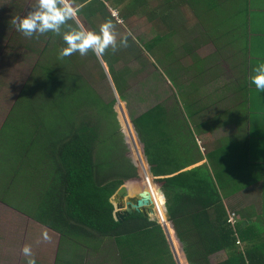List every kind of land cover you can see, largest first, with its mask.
I'll use <instances>...</instances> for the list:
<instances>
[{
    "label": "crops",
    "instance_id": "0c3cea01",
    "mask_svg": "<svg viewBox=\"0 0 264 264\" xmlns=\"http://www.w3.org/2000/svg\"><path fill=\"white\" fill-rule=\"evenodd\" d=\"M111 1H115L118 5L124 0ZM185 1L180 0L182 6L178 7L180 10L179 15L174 16L172 19V24L177 25L176 29L180 34L175 49L176 58L163 60V56L170 49L168 45H165V41L163 42V35L168 34L170 30L169 27L165 26L166 22L163 20L167 18V14L173 9L168 0H162L157 13L151 11L150 15H144L148 24L154 26L158 24L161 26V32H164L162 34L155 26L160 34L154 37V34L150 32L145 35V38L143 37L142 42L145 40L148 46L152 47V50L149 51L159 57V63L164 65L161 66L162 78L173 89H170L171 93L162 102L138 112L134 118L141 115L148 116V112L157 106L165 108L167 112L161 113V115H151L145 120L150 126L151 141L159 147V152L163 156L175 159V163L173 165L168 164L161 169L165 171L162 177H155L151 173V167L155 168L157 165L149 166L145 149L136 133L142 147L143 165L148 172V176L150 175L149 178L152 176L150 178L152 182L160 179H171L179 174L198 169L209 171L220 194L221 205L227 217V222L230 214H235L239 219L236 227L239 243H236L233 248H229L228 251L213 254L211 259L217 260L219 256H222L218 263L228 259V264H239L236 256V253H238L241 254L246 264H264V92H259L250 83L252 69L258 63L264 62V0H245V6L240 8L237 18L234 17L235 12L232 15L228 11V7H237L235 3L239 0H235L233 5L232 0H219L223 4V7L219 9L225 11L222 20L217 22L221 26L223 25V29L221 28L219 31L216 28V23L214 24L216 15L203 16L204 20L202 21L192 10L188 11V5ZM34 4L35 0H0V19L3 20L1 23L7 25L11 23L10 21L14 16L26 15ZM75 4L79 9L78 20L90 30L98 31L99 25L105 21L104 13L110 14V18H106V20L113 21L111 19L114 18L111 15L113 9L110 10L113 7L107 1L75 0ZM228 13L231 16H228ZM131 15L133 14L129 13L127 17ZM134 17L136 16H132V18ZM114 20L115 22H113L116 23L117 30L121 35L130 32L124 26L123 18H114ZM193 24L195 25L192 26ZM202 30L203 33H201ZM143 31L140 32L143 33ZM18 34L19 38L23 40H32L34 53L40 54L42 49L41 54L45 55L44 60L46 62L47 59L45 58L53 55L50 51L55 50L54 46L56 44L59 49L65 46L62 38L53 33H46L38 36V38L35 35L32 38H27L21 32ZM131 34L135 37V40L129 37L130 46L119 50L115 54L109 50L103 58L98 59L94 53H88L93 62L101 64L103 68L112 69L115 73H127L122 79L115 75L114 80L119 81L117 84L119 87L115 86L114 80H112V87L115 88L121 98L125 99H128L127 95L129 94L127 76L130 72H149L148 69H153L159 73L158 68L155 66L156 61L151 55L149 57H151L152 62L146 63L147 67L141 69L140 63L145 59L141 52L145 48L143 45L140 48V40H138L141 38L140 33L138 34L140 37ZM39 42L44 45L40 46ZM211 45L214 47V52L202 55V51ZM75 57L82 58L83 56L76 53ZM220 57H223V64L220 63ZM64 59L71 58L65 57ZM199 59L207 60V63L197 64ZM163 68L170 72L172 81L165 78ZM174 83L177 86H174ZM217 88H222L223 91L217 94ZM180 91L183 94L186 91V95L182 96ZM196 105L202 108V111L198 110ZM119 106L121 107L120 101ZM189 107L191 110H187ZM157 118H160L159 122H157ZM136 161L137 168L142 171L140 160L137 158ZM169 165L171 167H168ZM176 168L184 169L176 174L169 173L170 170ZM217 172L220 179L215 175ZM139 185H133V187L139 189ZM138 189L135 190L138 191ZM187 197L191 196L184 195L183 200L188 202L190 200ZM127 199L124 198V202ZM191 201L194 204L196 202L193 198ZM164 204L165 200L162 198L160 206L163 209ZM27 221V230L24 233L27 236L29 232L34 233L33 236L36 238L34 237L32 240L35 243L38 242V239L40 241L43 232L49 236L53 235L52 239H56L58 236V234L43 228L40 223L38 224L31 218ZM167 222L171 229L169 232L171 238L176 239V242H172L176 254L173 252L166 232L163 228L162 230L170 246L174 262L175 264H188L183 246L176 236L169 217ZM158 225L160 224L158 223ZM157 230L150 229L152 232ZM28 241L30 240L26 242ZM34 242L32 243L33 246L35 245ZM110 242L112 241L95 242L91 244V248L81 247V250L75 253L68 250L67 254H70L74 259H78L80 262L77 264H81L85 255L88 256H86L88 259L93 256L98 258V256H102L101 253L105 250L104 248H107L111 250L112 254L110 258L103 260V264L104 262L105 264H122L115 243L112 242L113 244L109 245ZM59 243L54 264H56L58 256L60 257V251L63 248L61 241ZM37 246V248H41V245ZM178 255L179 261L177 259ZM136 256L139 259L141 258L144 264L154 263L153 258L150 256ZM88 261L90 264H100L98 259L97 261L91 262L90 259ZM69 262L65 261L63 264Z\"/></svg>",
    "mask_w": 264,
    "mask_h": 264
},
{
    "label": "trees",
    "instance_id": "16d2710c",
    "mask_svg": "<svg viewBox=\"0 0 264 264\" xmlns=\"http://www.w3.org/2000/svg\"><path fill=\"white\" fill-rule=\"evenodd\" d=\"M185 3L202 21L203 16L217 15L219 8L223 7L219 0H186ZM234 3L235 0H232V5ZM169 4L175 7L173 3ZM228 11L233 15L232 7H228ZM155 26L161 32V26ZM220 26L216 23L218 31L223 29V25ZM54 63L53 56L47 58L45 67L52 68H46V73L54 71L58 64L63 63L62 69L68 65L65 59L58 61L56 65ZM40 66L41 64L36 67L40 70ZM71 71L75 72L72 69ZM126 74L116 73L121 79ZM46 78L49 77L44 75L40 79ZM103 78L106 76L103 75ZM80 79L83 80L81 76ZM112 79L114 80L113 77ZM59 81L58 84L62 85ZM113 82L117 86L119 81ZM49 90L52 88L39 91L41 97L49 94V100L43 99L41 102L45 104L33 105L31 110L34 117L26 119L21 115L16 118L18 123L14 127L10 118L14 117L13 112L21 96L25 94L22 91L7 122L0 130V139L7 128L17 129L22 136L19 143L23 147L20 148L19 144L17 146L22 150L23 163L21 168L15 171V177L22 174L24 169L32 168L27 176L28 185L24 187L27 193L23 196L24 201L28 202L34 211V215L28 214L29 217L58 234L61 237V246L62 243H70L71 250L76 247L80 251L81 247L91 248V244L95 242L110 240L115 243L122 264H144L136 255L152 257V264H175L170 246L158 222H150L140 213L130 215L122 224L115 222L113 218L114 209L110 199L122 186L130 188L140 181L137 169L125 157L126 150L121 142L119 128L117 134L116 131L109 134L107 131L100 132V126L103 124L101 115L105 108H108L115 118L112 110L114 102L106 104L99 98H94L93 101L89 98L83 103L77 97H73L72 101L65 98L68 93L64 89L54 93ZM222 91V88H217V94ZM180 94L184 96L186 91L185 94L180 91ZM198 110L202 111V108L198 107ZM91 111L96 112L94 116L90 115ZM164 112H167L164 107L157 106L148 112V116L141 115L132 119L149 166L157 165L155 168L150 166L155 177H162L165 171L161 169L175 163V159L163 156L159 147L151 141L150 126L145 120L151 115H161ZM159 121L160 118H157V122ZM170 165L168 167H171ZM183 169L176 168L169 173L176 174ZM215 175L220 179L218 172ZM23 176H26L25 172ZM147 178L146 185L155 204V216L160 220L165 216V210L160 206L162 197L157 189L152 187L148 175ZM156 185L161 187L165 196L168 217L183 246L188 264H211L210 257L213 254L228 251L239 243L238 229L228 225L220 194L209 171L198 169L171 179H160L156 181ZM30 190L35 193L29 192ZM184 195L195 199V204L192 203L191 197H187L190 200L188 202L183 200ZM150 229L158 230L152 232ZM236 256L237 263L246 264L241 254L236 253ZM59 259L58 256L56 264H59ZM79 262L73 258V262L68 264ZM219 264H228V259Z\"/></svg>",
    "mask_w": 264,
    "mask_h": 264
},
{
    "label": "rangeland",
    "instance_id": "374dc122",
    "mask_svg": "<svg viewBox=\"0 0 264 264\" xmlns=\"http://www.w3.org/2000/svg\"><path fill=\"white\" fill-rule=\"evenodd\" d=\"M104 1L109 2V5L113 7L110 8V10L113 9L112 12L110 11L111 15L115 10L116 14L118 15L116 18H123L124 26L127 27V29H129L130 32L133 33L136 37L141 36V38L138 39L140 40V48L142 45L145 48L143 52H141V54L145 58L143 62L140 63L141 69L143 70L145 69V67H147L146 63L152 62L151 57H149V55H151L156 61L155 66L158 68V72L160 74L153 69H148L149 72H130L127 76L129 82V94L127 95L128 99H125L123 97L121 98L116 93L115 88L112 87L111 80L113 79L111 77L115 78L116 73L112 69H107V67L105 66V68H103L102 65L98 64L97 62L94 63L88 54L86 56H83L82 58L75 57L74 54L70 56L71 59H65L68 63L65 69H62L63 63H61L57 65V68L54 66L55 70L53 67L54 71H48L46 73V68L51 69L52 66L45 67V55L41 54L43 50H40V54L37 52L34 53V51L32 50V40H23L22 38H19V31L16 30L15 26L11 23L3 25L1 23V21L3 20L0 19V130L7 122L10 112L22 91H24L25 94L21 96L15 108V111L13 112L14 117L10 118V121L13 123L12 126L14 127L17 126L16 123L18 122L16 121V118H20L19 116L22 115L26 119L34 117L31 110L34 104H45V102L41 101L43 99L49 100V94H46L43 97H41V95L39 94V91L43 88H52V90L49 91H53V93L56 90H58L59 92L61 89H64L65 92L68 93L65 98L72 101L73 97H77L79 101L83 103H86L89 98H91V101H93L94 98H99L103 103L106 104H109L113 101L114 105L112 107V110L115 113V118L112 117V115L109 113L108 108H105V110H103V114L101 115L105 119L100 116L103 122V124L100 126V132L101 130L102 132L107 131V134H109L116 131L117 134L119 128V132L122 136L121 142L123 143L124 149L126 150L125 157L130 160V163L134 167L135 165L137 167L136 159L138 158L140 160V169L142 170H138V175L142 174V176H144V178L148 180V173L143 165L144 160L141 158L142 147L138 142V138L131 124L132 119L136 114H138V112L144 111L150 106L162 102L166 98V96L171 93L170 89H173L169 84L166 83L167 81L162 78V67L164 65L162 63H159V57L154 55L152 51H149L152 50V47H149L148 43L145 40L142 42L143 37L145 38V35L150 32L154 34V37L157 34H160L153 24L147 23L144 15H150L151 11H155L157 13V11H159L160 9L162 0H152V3L151 0H124L118 3V5L115 1ZM168 3H173L175 7L173 6V9L171 8L172 10L167 14V18L163 20L164 22H166L165 26L170 28L168 34L163 35V42L165 41V45H168L170 47L167 53L168 55L165 54L163 56L164 61L168 58H176L175 49L177 47V41L180 36L178 30L176 29L177 25L172 24L173 17L179 15L180 10L178 9V7L180 6V0H168ZM191 6L194 7L193 4H191ZM235 6L237 7H233L232 12H235L234 17L237 18L238 11L240 10V8L245 6V0H239L235 3ZM105 7L109 9L108 6L105 5ZM188 11H190V9H188ZM133 12H135L136 14ZM129 13L133 15L127 17V14ZM217 13L219 14L215 16L214 24L222 20L225 11L223 9H219ZM132 16L136 17L132 18ZM228 16L231 15H229L228 13ZM104 18L106 21V18H110V14L104 13ZM111 19H113V21L115 22L114 18ZM194 25L195 24H193L192 26ZM142 30H144L143 33L140 32ZM198 33L200 32L198 31ZM201 33H203V30ZM138 34L140 36H138ZM39 45L41 46L44 44L39 42ZM54 49L55 50H52L50 52L53 53V55L51 56L54 57V64L56 65L58 61H62L63 59L61 60L58 58V52L60 49L57 44L54 46ZM212 52H214V47L212 45L210 47L207 46V48L202 51V55H207L208 53ZM45 59H47V57ZM220 59V63L223 64V57H220ZM205 63H207V60H197V64ZM39 64H41L40 70L43 72H41L39 68L36 67ZM71 69L75 72H72ZM44 75L48 76L49 78H46L44 80L40 79ZM103 75H105L106 78H103ZM163 75L166 79L172 81V77L169 71L164 69ZM60 76L61 82L59 81ZM80 76L83 80L80 79ZM58 81L62 83V85H59ZM174 86H177L176 83H174ZM116 98H119L121 100L120 103L122 108L119 106V103H116ZM127 100H129L128 103ZM53 107H55L54 102ZM95 113V111H91L90 115L94 116ZM96 115L98 116V114ZM129 120L131 121V124ZM7 129L8 130H5L3 132L0 139V264H26L27 258L22 253V249L25 244L31 246L33 255L36 259V264H54L55 254L60 245L59 241H61L59 235L56 237V239H52L51 237H53V235L49 236L47 233L43 232L41 233L40 241L38 239V242L36 241L35 243L32 240V238L35 237L33 236L35 235L34 233L29 232L28 236L25 235L26 233H24V231L27 230L26 223L28 222L27 219L30 218L29 215H34L33 208L30 207V204L28 202L24 201L23 197L24 194L27 193L24 190V187L28 185L27 176L29 174V170H31L32 168H30L29 170H23V172L26 173V176H23L22 172V174L20 173L19 176L16 175L15 177V171L20 169L21 163H23V153L20 149L21 147H23L22 145H20V139L22 138V136L20 135V132L17 131V129ZM20 130L23 129L20 128ZM18 144L20 148L17 146ZM135 155L137 158L135 157ZM140 181L135 185L140 184ZM13 182L14 184L12 185ZM152 187L156 188V185H152ZM128 189L129 193L136 191V188H134L133 186ZM33 190L36 191V189ZM34 191L30 190L29 192L34 194ZM22 193L23 195H21ZM45 234H47L48 236L47 240L44 239ZM27 240L30 241L26 242ZM32 241L35 244L34 246L32 244ZM52 243L54 244L53 246ZM111 244L113 243L110 242L109 245ZM37 245H41V248H37ZM62 246L63 248L60 251L59 264H62L65 261L73 262L72 256L70 254H67V252L69 250L72 253H75V251L77 250L76 247H73L75 249L71 250V244L68 242H65V244L62 243ZM99 246L101 247V244ZM104 249L105 250L101 253L102 256H98V258L94 256L89 258L91 262L97 261L98 259V261H100V264H103V260L110 258L112 254L111 250L107 248ZM35 251L37 252L35 253ZM65 254H67V256H65ZM86 256L87 255H85L83 262L81 261V264H90V262L88 261L89 259L87 258L88 256ZM221 258L222 256H219L217 260H213L210 257V263H218L220 262L219 260Z\"/></svg>",
    "mask_w": 264,
    "mask_h": 264
},
{
    "label": "clouds",
    "instance_id": "9594fccd",
    "mask_svg": "<svg viewBox=\"0 0 264 264\" xmlns=\"http://www.w3.org/2000/svg\"><path fill=\"white\" fill-rule=\"evenodd\" d=\"M78 11L75 0H35V4L26 15L14 16L10 22L27 38H32L34 35L38 38L46 33L60 36L65 45L58 52V58L61 60L76 53L86 56L89 52L100 59L109 50L115 54L121 49L128 48L129 37L135 40L131 32L121 35L112 20L101 23L98 31L88 29L78 20ZM250 83L259 92H264V62L254 66ZM44 239H48L47 234L44 235ZM22 253L27 258L26 264H36L30 245L26 244Z\"/></svg>",
    "mask_w": 264,
    "mask_h": 264
},
{
    "label": "water",
    "instance_id": "95a60500",
    "mask_svg": "<svg viewBox=\"0 0 264 264\" xmlns=\"http://www.w3.org/2000/svg\"><path fill=\"white\" fill-rule=\"evenodd\" d=\"M118 102H119V99L116 98V103H118ZM132 127H133V125H132ZM135 167H136V165H135ZM138 170L139 169L137 168V171ZM139 177H140L141 181H140L138 191H135V192H132L131 194H129V189L126 186H122L116 192V194L112 197V199L110 201V203L114 209L113 218H114L115 222H117L119 224H122L124 222V220L127 219L130 215H134L137 213L142 214V216L144 218H148L149 221H152V222L158 221L156 218H153V216H155V204H153L151 194L149 193L147 185H146L147 179H145L142 176V174H139ZM152 183L156 184L155 181ZM156 189H157L158 193L164 198L165 196L162 193L161 188L159 186H156ZM124 198H128L127 201L124 202ZM167 213H168V211H167L166 204H165V216H166V219L168 220ZM158 223L160 224L159 221H158ZM160 225L162 226V228L166 232V235L169 239V242L171 243L173 252L176 254L174 247H173V244H172L170 237H169V230L167 229V226L162 225V224H160ZM177 258H178V256H177ZM178 261H179V259H178Z\"/></svg>",
    "mask_w": 264,
    "mask_h": 264
},
{
    "label": "built area",
    "instance_id": "2783aa9c",
    "mask_svg": "<svg viewBox=\"0 0 264 264\" xmlns=\"http://www.w3.org/2000/svg\"><path fill=\"white\" fill-rule=\"evenodd\" d=\"M113 17H117L118 15L116 14V12L114 11V13H112ZM152 183V181H151ZM152 185H155L154 183H152ZM149 189V187H148ZM162 197V196H161ZM163 198V197H162ZM165 200V204H166V199L165 197L163 198ZM166 217V216H165ZM167 222V219H166ZM239 219L235 214H230L229 218H228V225L231 226L233 229H235L238 225ZM161 224V223H160ZM168 224V222H167ZM162 225H165V222L162 223Z\"/></svg>",
    "mask_w": 264,
    "mask_h": 264
},
{
    "label": "bare ground",
    "instance_id": "6f19581e",
    "mask_svg": "<svg viewBox=\"0 0 264 264\" xmlns=\"http://www.w3.org/2000/svg\"><path fill=\"white\" fill-rule=\"evenodd\" d=\"M119 101H121V100H119ZM119 103V102H118ZM126 110V109H125ZM126 113H127V111H126ZM127 115H128V113H127ZM129 118V117H128ZM129 122H130V124H131V121L129 120ZM132 125V124H131ZM132 193V192H131ZM164 209H165V204H164ZM153 218H156V216H153ZM158 220V219H157ZM160 223H161V221L162 222H165V226H167V229L169 230V232L171 231V229L169 228V226H168V224H167V222H166V217L164 216L162 219H160V220H158ZM162 224V223H161ZM169 237H170V240H171V242H175V239H172L171 238V236H170V233H169ZM101 239V238H100ZM172 240H174V241H172ZM175 247V246H174Z\"/></svg>",
    "mask_w": 264,
    "mask_h": 264
}]
</instances>
